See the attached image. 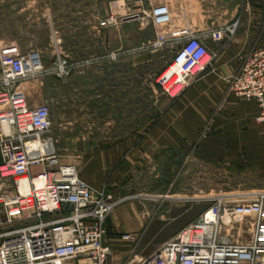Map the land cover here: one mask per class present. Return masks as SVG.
Returning <instances> with one entry per match:
<instances>
[{"label":"rangeland","instance_id":"374dc122","mask_svg":"<svg viewBox=\"0 0 264 264\" xmlns=\"http://www.w3.org/2000/svg\"><path fill=\"white\" fill-rule=\"evenodd\" d=\"M236 2L225 0L221 9L215 10L220 20H227ZM157 3L173 6L176 0H0V47L14 44L25 53H38L44 66L39 77L21 82L19 90L32 104L51 107L52 137L59 159L77 165L79 172L97 150L138 130L147 132L186 91L169 95L159 84L173 65L177 47L171 38L162 47L154 43L160 34L180 29L171 30L172 21L161 26L154 23L151 13ZM188 4L191 18L197 22L198 2L190 0ZM112 16L115 22L102 26V21ZM233 23L220 27L225 28L221 39L213 32L203 37L208 47L233 38L236 32L230 35L228 28L237 31L238 22ZM210 50L218 53V49ZM214 116L215 111L200 129L198 143L214 132ZM256 125L251 130L264 138V123L256 121ZM241 159H196L192 149L147 158L137 166L132 190L176 193L175 197H182L178 203H195L203 210L217 194L264 191V169H255L244 155ZM151 199L157 203L156 198ZM161 210L155 207V212ZM171 228L166 226L152 242Z\"/></svg>","mask_w":264,"mask_h":264},{"label":"built area","instance_id":"2783aa9c","mask_svg":"<svg viewBox=\"0 0 264 264\" xmlns=\"http://www.w3.org/2000/svg\"><path fill=\"white\" fill-rule=\"evenodd\" d=\"M151 16L157 26L172 21L166 5ZM113 22L115 16L101 24ZM170 38L177 47V79L164 74L159 84L169 95H181L217 53L189 28L160 34L155 47ZM43 72L38 53L0 47V264H112L113 250L104 244L107 221L125 199L92 187L77 165L60 161L51 107L31 106L18 87ZM230 92L254 99L264 123V46L244 55ZM209 201L173 240L129 264H264V191L217 194Z\"/></svg>","mask_w":264,"mask_h":264},{"label":"crops","instance_id":"0c3cea01","mask_svg":"<svg viewBox=\"0 0 264 264\" xmlns=\"http://www.w3.org/2000/svg\"><path fill=\"white\" fill-rule=\"evenodd\" d=\"M196 1L200 9L197 22L190 15V0H176L173 6L157 3L153 8L163 5L170 8L171 30L190 28L204 38L213 32L221 39L225 28L220 27L238 22L234 37L209 44V48L218 49L211 65L147 132L138 130L97 150L86 161L84 171H80L81 178L92 187L106 188L115 197H127L113 209L107 221L104 244L113 250L112 264H129L132 260L149 257L173 240L203 210L195 203H178L182 197H175L176 193L134 192L132 185L137 166L144 159H158L169 152L192 149L196 159L241 162L239 159L244 155L255 169H264V138L251 130L257 126L256 121L259 122L260 108L254 99L229 92L230 77L239 70L245 53L264 46V0H236L225 22L215 11L221 9L225 0ZM29 103L33 107L39 105ZM213 111L214 132L198 143L199 131ZM151 197L156 198L157 203H153ZM158 206L162 210L157 213L155 207ZM166 226L172 228L152 242V237Z\"/></svg>","mask_w":264,"mask_h":264},{"label":"bare ground","instance_id":"6f19581e","mask_svg":"<svg viewBox=\"0 0 264 264\" xmlns=\"http://www.w3.org/2000/svg\"><path fill=\"white\" fill-rule=\"evenodd\" d=\"M208 59V58H207ZM206 59V60H207ZM209 60V59H208ZM207 60V61H208ZM175 71H178V67H177V65H172L171 67H169V69L166 71V73H165V75H167V76H169L170 78H171V82H174L176 79H177V76H174L173 75V73L175 72ZM196 71V70H195ZM26 186L25 185H23V187H22V189L25 191L26 190Z\"/></svg>","mask_w":264,"mask_h":264}]
</instances>
